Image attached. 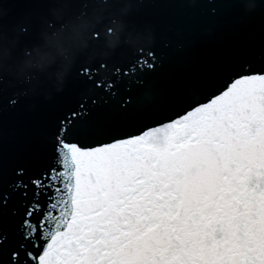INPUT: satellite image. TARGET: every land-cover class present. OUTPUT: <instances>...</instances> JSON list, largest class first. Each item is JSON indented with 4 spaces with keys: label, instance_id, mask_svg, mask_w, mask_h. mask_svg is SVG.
<instances>
[{
    "label": "snow or ice",
    "instance_id": "6c2138e0",
    "mask_svg": "<svg viewBox=\"0 0 264 264\" xmlns=\"http://www.w3.org/2000/svg\"><path fill=\"white\" fill-rule=\"evenodd\" d=\"M132 7L86 46L83 24L45 20L44 48L0 74V264H264V2L252 28L231 22L242 0H162L155 25ZM76 53L73 102L10 123L43 94L30 69ZM149 83L156 100L134 106Z\"/></svg>",
    "mask_w": 264,
    "mask_h": 264
},
{
    "label": "water",
    "instance_id": "95a60500",
    "mask_svg": "<svg viewBox=\"0 0 264 264\" xmlns=\"http://www.w3.org/2000/svg\"><path fill=\"white\" fill-rule=\"evenodd\" d=\"M64 0H0V7L8 10L7 23L0 22V50H7V58L0 57V74H4L7 68V75L15 78L18 71V64L27 63L37 50L44 48L46 43L45 20L56 21V27L60 28L64 24L69 26L83 24L85 31L83 34L84 46L88 42V32L95 27L103 28L107 25V19L114 16L119 11V7L126 3L133 5L127 14L130 20L138 23L157 24L163 14L160 7L162 0H107L110 7H105V0H89V9L86 17L77 18L76 14L65 10L60 15H54L56 6ZM264 0H242L243 7L232 15V24L241 28H252L259 26L261 22V4ZM27 24L29 34L17 37L14 26ZM51 34V33H48ZM205 43L197 55L204 59L211 58L216 51L217 45L213 38V33L205 31ZM31 47V52L27 55L20 51L25 47ZM97 50L99 45L96 46ZM78 53L73 54L69 62H65L63 57L54 56L43 66H36L30 69L31 79L35 81L36 87L43 93L35 101V107L30 108L29 102L21 103L16 113L10 118L13 125L22 124L36 113L41 111L42 106L48 105L55 112L61 104L73 102L74 95L71 91L74 63ZM169 55H173L170 53ZM25 79H28L25 76ZM47 99H45V95ZM92 94V93H90ZM97 98L103 93H96ZM157 90L154 85L146 84L142 89H136L133 96V104L143 108L151 105L157 98ZM119 99V97H116ZM5 103L0 98V106ZM50 201L49 203H51Z\"/></svg>",
    "mask_w": 264,
    "mask_h": 264
}]
</instances>
